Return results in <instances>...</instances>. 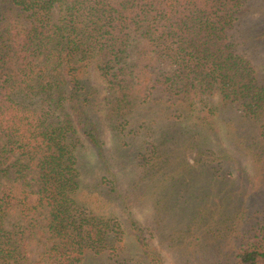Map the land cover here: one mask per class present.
<instances>
[{"label":"trees","instance_id":"16d2710c","mask_svg":"<svg viewBox=\"0 0 264 264\" xmlns=\"http://www.w3.org/2000/svg\"><path fill=\"white\" fill-rule=\"evenodd\" d=\"M251 3L0 0V264L122 257L120 223L79 203L93 166L79 134L133 224L134 204L153 198L148 229L163 237L183 211L182 236L201 234L217 254L226 246L228 264H264V74L243 53L264 46V19L252 23ZM149 243H139L149 264H163Z\"/></svg>","mask_w":264,"mask_h":264},{"label":"rangeland","instance_id":"374dc122","mask_svg":"<svg viewBox=\"0 0 264 264\" xmlns=\"http://www.w3.org/2000/svg\"><path fill=\"white\" fill-rule=\"evenodd\" d=\"M252 3L256 4L257 7H253V12L251 13L252 23L256 20H260V18L264 19V0H251ZM248 7L251 8L252 6ZM250 25V24H249ZM245 47V51L241 50L248 57H251L253 61L258 62L260 67L261 74H264V46H258L257 48H250L247 45ZM242 48V47H241ZM101 98V97H99ZM97 114L103 116L104 111L103 107L100 106L96 110ZM107 122H103V141L105 143V148L109 152H113L116 150V144L113 139V136L106 125ZM80 136V144L79 149L82 154L85 156L89 163H93V166L88 170L83 172V182H84V190L79 192L78 200L79 203L83 205L88 211L93 214L109 217L114 219L113 221H118L121 225L122 235L117 240V245L121 249V258L116 257L112 260L116 261V264H149L148 259L146 258L143 247L139 246L140 242L145 243L148 240L150 246L154 247L157 252L163 258V264H219L218 261L222 264H226L228 261L223 258V255L226 252L227 248L220 249V252L215 251L212 244L201 234H190L182 236V233L178 231L177 222L175 221L181 218V214L183 211L172 212V219L168 222V226L164 228L163 237L162 233L157 232L153 227L150 229L147 228V224L149 222L153 223V210H154V201L153 198L144 200L142 202L134 204L131 209L132 216L137 224H133L130 219V215L127 210L123 207L120 201L115 200L109 194L108 189L111 186V181L108 177L104 175L107 174L101 167L94 164L95 160V152H93L92 148L89 146V141L85 139L82 134ZM221 136V133H212L213 140L215 142H219L220 145L228 147L227 142H223L224 139L219 140L218 138ZM131 137L126 138L128 142ZM223 138V137H222ZM222 142V143H221ZM126 147V145H124ZM237 159L238 164L244 168V174L247 175L250 181V185L256 182L258 178V169L252 167V162L250 159L245 158L244 156L239 155L238 153H234ZM190 161L192 162V157H190ZM260 170V169H259ZM133 172V164L127 161L123 163L122 168L117 169V173L121 178V182L126 188L127 177L130 173ZM238 171H233L231 176L235 174H239ZM195 176V180L199 179V173ZM189 179V176L187 177ZM260 202L264 204V195L261 197ZM16 217V212L13 211L11 213ZM176 218V219H175ZM176 225V230L174 231L172 226ZM151 232V233H150ZM140 237V241L138 242L137 237ZM32 254L30 258H34L35 253V244H32ZM215 251V252H214ZM218 260V261H217ZM84 262V261H83ZM83 264H91L90 260H85ZM228 264V263H227Z\"/></svg>","mask_w":264,"mask_h":264}]
</instances>
